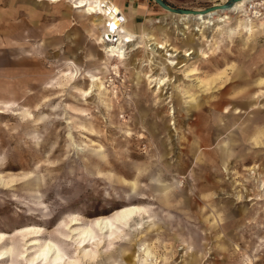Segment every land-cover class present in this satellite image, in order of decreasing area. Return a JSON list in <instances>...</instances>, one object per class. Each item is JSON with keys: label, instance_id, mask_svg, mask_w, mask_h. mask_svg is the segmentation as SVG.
Masks as SVG:
<instances>
[{"label": "rangeland", "instance_id": "obj_1", "mask_svg": "<svg viewBox=\"0 0 264 264\" xmlns=\"http://www.w3.org/2000/svg\"><path fill=\"white\" fill-rule=\"evenodd\" d=\"M75 3L0 0V31L30 35L34 56L11 87L3 59L24 41L0 32V253L31 264L52 242L75 264H264V18L246 4L186 30L163 10L148 21L170 25L120 58Z\"/></svg>", "mask_w": 264, "mask_h": 264}, {"label": "bare ground", "instance_id": "obj_2", "mask_svg": "<svg viewBox=\"0 0 264 264\" xmlns=\"http://www.w3.org/2000/svg\"><path fill=\"white\" fill-rule=\"evenodd\" d=\"M52 4H58L62 2H69L71 0H47ZM74 8L83 9L84 13L92 17L94 25L101 32L100 44L106 48V51L112 53V56H117L124 58L128 49L135 47L139 41H146L147 37L138 35L135 32L131 31L124 22V15L121 10L110 0H75ZM246 4H249L248 9L253 19L260 20L264 18V4L263 1L258 0H243L235 3H226L228 7H217V9L203 14L202 11L197 14H173L179 15V19L183 27L187 30L189 24L195 23L205 27L206 25H211L214 19L219 18L223 21V17L228 16L230 13L238 12L241 7H244ZM223 6V5H221ZM169 12V11H168ZM119 18V19H117ZM264 22V21H263ZM208 27V26H207ZM200 28V27H199ZM189 30V29H188ZM100 36V35H99ZM149 40V39H148ZM148 42V41H147ZM155 47L152 50L159 51L160 49L167 50L163 45L161 46L158 43H153L151 45L146 43L147 47ZM116 51L118 54H115ZM170 50H167V52ZM170 57L173 53H168ZM140 213L139 208H132L125 210L123 212L122 219L124 222L128 220L129 217H135ZM74 224H80L77 219H73ZM101 233L112 232V224L109 220H98L96 222ZM36 231V232H35ZM42 231L38 228H27L23 230L22 234H33L35 237H42ZM44 232V231H43ZM85 233H87L85 235ZM83 234L82 245L85 246L88 243H91L95 239L87 231ZM77 234V233H76ZM10 238L7 234H0V246L7 242ZM43 244V243H42ZM40 245L39 242L32 241L28 246ZM42 246V245H40ZM2 251V250H1ZM91 253V252H90ZM88 255V252H85ZM9 253H0V264H8ZM31 264H75V261L68 259L64 254H62L59 248L52 242L46 243L42 249L34 256L31 260Z\"/></svg>", "mask_w": 264, "mask_h": 264}, {"label": "crops", "instance_id": "obj_3", "mask_svg": "<svg viewBox=\"0 0 264 264\" xmlns=\"http://www.w3.org/2000/svg\"><path fill=\"white\" fill-rule=\"evenodd\" d=\"M110 1L113 2L123 13L125 25L131 31L135 32L138 35H142V36H145L147 38H154V35L152 33H154L155 31L158 32V30L161 26L165 27L167 25H170L171 17H170L169 21L166 19H160V18L156 19L154 22L148 21L149 18L158 16L162 13L163 10H165L155 0H110ZM164 1L173 7L193 9V7H192L193 3L200 2V1H214V0H164ZM215 1H218V0H215ZM220 1H225V0H220ZM178 22H181L180 19L178 20ZM177 24H180V23H177ZM0 32L4 35L5 39L8 41H11V40H15L17 42L19 40L24 41L21 43L22 48H19V49H17V48L11 49L10 48V51L7 53V55L4 56V59H3V61L5 62V65H7L8 69H9L8 75H7V77L9 78V80H8L9 85L13 88H16L19 85L18 84L19 80L21 81V79L25 78V75L23 74L19 78L18 76H16L15 74H13L11 72V66H13V65L16 67L20 66L23 69L24 68L27 69L30 66L31 67L33 66V64H31V59H34V56L29 57L27 55L28 46H26L27 42L31 41L30 40L31 37H30V35L26 36L25 34H22V36L20 38H17V36L16 37L13 36V33H14L13 31H11V32L0 31ZM26 40H28V41H26ZM17 52L18 53L21 52V55H20L21 56V64L20 65L15 63L16 59L13 58V56H15V53H17ZM16 57H17V55H16ZM25 58H27V59H25ZM26 60H28V61L25 62ZM38 62H39V60H38ZM31 90L34 92L33 95L36 96L35 91L33 89H31ZM37 92H38V90H37ZM243 125H244V127H243L244 129H242V131L240 133V137L241 138L244 137L245 139H248L249 137L254 135L257 132V128L259 126L258 124L255 125L254 121H252V120H250V121L246 120L243 123ZM237 140L239 142L238 137H237ZM197 143H199V142H197ZM197 149L199 150L198 154L206 152V151L205 152L201 151V149H199V147ZM230 152H231V154L230 153L229 154H223L222 153L223 155L221 156V159L227 158L229 160V158H231L235 154L233 149H231ZM239 154H241V155H240V159L237 160L238 162H243L248 158L247 153H245V151L239 150ZM179 169L180 170L178 171V173L185 172L184 169H181V168H179Z\"/></svg>", "mask_w": 264, "mask_h": 264}, {"label": "water", "instance_id": "obj_4", "mask_svg": "<svg viewBox=\"0 0 264 264\" xmlns=\"http://www.w3.org/2000/svg\"><path fill=\"white\" fill-rule=\"evenodd\" d=\"M162 8H164L165 10L169 11L170 13L173 14H197L201 11L195 10V9H191V8H177V7H173L170 4H168L167 2H165L164 0H155ZM239 1H243V0H229V4L231 3H235V2H239ZM217 7H228L227 5H223V6H210L206 9H204L202 11L203 14H206L209 11L215 10L217 9ZM119 19V18H117Z\"/></svg>", "mask_w": 264, "mask_h": 264}, {"label": "built area", "instance_id": "obj_5", "mask_svg": "<svg viewBox=\"0 0 264 264\" xmlns=\"http://www.w3.org/2000/svg\"><path fill=\"white\" fill-rule=\"evenodd\" d=\"M225 1H226L225 3H228L229 2V0H225ZM258 1H263L264 2V0H258ZM262 6H264V4H262ZM262 11H264V9Z\"/></svg>", "mask_w": 264, "mask_h": 264}]
</instances>
